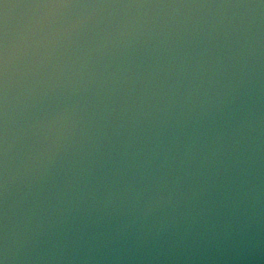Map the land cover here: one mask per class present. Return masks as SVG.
Listing matches in <instances>:
<instances>
[{"label":"water","instance_id":"water-1","mask_svg":"<svg viewBox=\"0 0 264 264\" xmlns=\"http://www.w3.org/2000/svg\"><path fill=\"white\" fill-rule=\"evenodd\" d=\"M0 264H264V0H0Z\"/></svg>","mask_w":264,"mask_h":264}]
</instances>
